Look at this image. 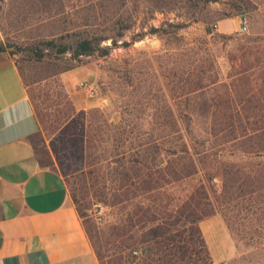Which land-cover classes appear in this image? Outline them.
Listing matches in <instances>:
<instances>
[{
	"label": "trees",
	"instance_id": "trees-1",
	"mask_svg": "<svg viewBox=\"0 0 264 264\" xmlns=\"http://www.w3.org/2000/svg\"><path fill=\"white\" fill-rule=\"evenodd\" d=\"M16 1L10 26L17 29L72 18V28L32 46L41 71L25 70L15 58L23 52L17 44L0 43V50L20 70L101 264H212L200 222L215 214L235 234L241 221L245 232L264 230V41L241 36L230 82L189 46L185 56L169 60L161 106L147 108L151 89L141 86L119 106L120 119L111 121L101 108H76L61 75L79 64L48 59L108 55L111 45L104 41L118 44L134 25L119 10L128 0ZM166 25L175 26L164 22L154 31ZM207 35L233 37L214 33L213 26ZM180 98L201 106L173 108ZM94 203L106 213L90 214Z\"/></svg>",
	"mask_w": 264,
	"mask_h": 264
},
{
	"label": "rangeland",
	"instance_id": "rangeland-1",
	"mask_svg": "<svg viewBox=\"0 0 264 264\" xmlns=\"http://www.w3.org/2000/svg\"><path fill=\"white\" fill-rule=\"evenodd\" d=\"M16 2L0 0V43L20 46L24 54L22 52L15 58L22 60L25 70L33 74L41 71V64L32 59L34 43H38L40 38L50 32L58 33L64 28H72V18L56 24L51 21L44 24L34 22L23 29H17L10 26ZM119 10L125 16H131L134 25L125 32L118 44L112 45L110 39L104 41L103 45H111L108 55L95 53L76 60L67 53L48 59L61 66L92 64L97 73L95 89L102 101L99 107L91 108H101L111 121L120 119L119 106L132 91L141 90V86L145 88L144 91L151 89L152 98L147 108L161 106L163 103L159 101L160 96L162 93L168 94L164 74H167L166 69L170 66L169 60L172 56H185L184 52L189 46L195 47L200 57L212 59L220 79L230 82L234 60L244 42L241 36L247 34L258 38V41H264V0H128L126 7ZM243 19L249 25L247 32L241 31ZM221 21L226 32L220 29ZM164 22H172L175 26L166 25V29L155 32L154 29L161 27ZM211 26L214 27V33H225L233 37L224 40L212 38L207 35V28ZM124 41L129 44H123ZM151 41L156 42L151 44ZM171 105L173 108L201 106L199 101L188 105L185 98L172 101ZM217 184L220 185V182ZM106 211L104 206L97 203L89 209V213L94 216H100ZM240 223L234 226L236 234L231 231L237 245V254L222 262H215L212 258V264H264V230L248 233L244 230L243 222Z\"/></svg>",
	"mask_w": 264,
	"mask_h": 264
},
{
	"label": "crops",
	"instance_id": "crops-1",
	"mask_svg": "<svg viewBox=\"0 0 264 264\" xmlns=\"http://www.w3.org/2000/svg\"><path fill=\"white\" fill-rule=\"evenodd\" d=\"M220 29L226 32L222 28ZM96 69L61 77L78 110L99 107ZM95 89L89 95L87 87ZM215 262L237 254L221 214L200 222ZM0 264H101L15 60L0 50Z\"/></svg>",
	"mask_w": 264,
	"mask_h": 264
},
{
	"label": "built area",
	"instance_id": "built-area-1",
	"mask_svg": "<svg viewBox=\"0 0 264 264\" xmlns=\"http://www.w3.org/2000/svg\"><path fill=\"white\" fill-rule=\"evenodd\" d=\"M248 29H249L248 22H247L246 19H243L242 20L241 31L242 32H247ZM81 85L84 86V87H87L89 95H94L95 94V89L94 88H91V87H88L85 82H82Z\"/></svg>",
	"mask_w": 264,
	"mask_h": 264
},
{
	"label": "water",
	"instance_id": "water-1",
	"mask_svg": "<svg viewBox=\"0 0 264 264\" xmlns=\"http://www.w3.org/2000/svg\"><path fill=\"white\" fill-rule=\"evenodd\" d=\"M156 41H151V44L155 43Z\"/></svg>",
	"mask_w": 264,
	"mask_h": 264
}]
</instances>
